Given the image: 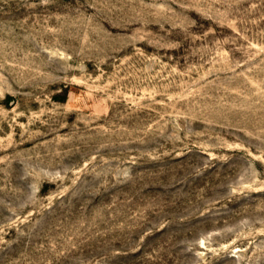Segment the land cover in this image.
Returning a JSON list of instances; mask_svg holds the SVG:
<instances>
[{"label": "rangeland", "instance_id": "obj_1", "mask_svg": "<svg viewBox=\"0 0 264 264\" xmlns=\"http://www.w3.org/2000/svg\"><path fill=\"white\" fill-rule=\"evenodd\" d=\"M0 264H264V0H0Z\"/></svg>", "mask_w": 264, "mask_h": 264}]
</instances>
